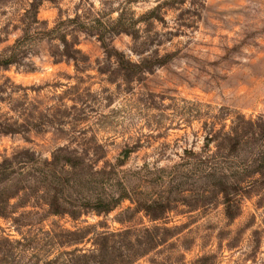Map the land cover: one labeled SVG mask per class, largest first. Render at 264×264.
<instances>
[{
	"label": "rangeland",
	"instance_id": "374dc122",
	"mask_svg": "<svg viewBox=\"0 0 264 264\" xmlns=\"http://www.w3.org/2000/svg\"><path fill=\"white\" fill-rule=\"evenodd\" d=\"M29 2L0 0V9H3L0 18L7 17L0 28V45H3L0 53H5L20 37L11 39L17 32L21 33V18ZM138 2L126 0L121 5L128 11L127 17L135 21L138 38L134 40L131 36L128 43L123 40L126 34H120L112 38L111 45L129 60L126 52L115 47L118 41L142 58L166 56L167 62L161 66L164 77L157 76L153 69L138 82L118 83L122 78L109 72L113 60H106L96 37L85 33L78 34V48L88 58L82 72L75 71L72 63H51L48 47L43 46L36 48L35 54L39 55L36 59L54 69L46 78L44 68L37 67L34 60L32 70L25 66L0 69V161L20 150H29L40 159H50L63 146L90 152L100 147L98 167L109 171L124 150L134 147L120 168L124 174L117 180L126 190L135 193L134 201L124 200L108 214L90 212L77 220L48 214L46 206L36 199L22 208H17V199L11 200L13 208L6 217L0 218V241L12 244L0 245L3 256L0 264H46L62 252L91 249V243L68 247L63 243L68 232L87 229L92 234L117 233L153 228L167 229L174 237L169 245L134 264H164L167 259V264H264V188L239 201L226 202L204 176L216 150L214 143H207L213 131H227L238 115L264 120V0H210L207 3L191 0L190 8L183 7L187 0H162L158 4L160 20L149 23L147 12L137 19L129 9L128 5ZM63 4L64 0L42 2L38 19L51 28L59 20L75 16L91 20L105 15L106 20H111L110 12L120 11L94 13L89 8L81 14V0V4L71 9L76 13L73 17ZM9 7L11 15L7 11ZM169 14H174V26L165 19ZM153 21L161 26L160 30ZM140 23L147 25L143 36L137 28ZM165 45L171 47L161 55ZM149 52L151 55H146ZM45 56L47 61L43 59ZM34 79L43 82L37 84ZM134 83L140 89L136 93L137 102L145 107L141 115L147 114V126L155 123L157 132L137 137L134 145L121 142L118 150L113 151L117 148L116 141L102 139V134L106 128L119 125L109 117L97 118L100 109L94 105H99V98L92 89L101 86L102 93L111 102L113 96L107 94L113 92L112 85L116 86L115 94L132 95L136 92ZM61 88L64 91H59ZM157 99H167L170 103L164 105ZM17 122L23 125L22 132L7 133L17 132ZM196 123H199L198 131L192 129ZM189 131L204 135L200 153L184 146V136ZM181 147L182 156L179 151L174 153L178 162L165 168L156 167L160 160L172 159L167 156L169 149ZM144 148L155 149L159 156L152 167L146 162V155L139 154ZM138 161H144L139 168ZM172 167L182 172L173 176ZM147 203H157L167 211L160 219L152 220L147 213L137 210L139 205ZM227 207L234 211V219L227 218ZM28 242L29 247L21 246ZM58 260L55 264H66L65 257Z\"/></svg>",
	"mask_w": 264,
	"mask_h": 264
},
{
	"label": "trees",
	"instance_id": "16d2710c",
	"mask_svg": "<svg viewBox=\"0 0 264 264\" xmlns=\"http://www.w3.org/2000/svg\"><path fill=\"white\" fill-rule=\"evenodd\" d=\"M55 0H30L21 18V35L8 48L0 53V69L12 66L28 67L29 61L38 47H48L51 63H72L75 71L82 72L87 67L88 58L78 48V34L96 37L101 44L106 60L115 58L118 68L112 67L110 75L119 76L126 83L140 81L143 73H150L155 66H163L167 57L157 55L144 57L140 63H134L112 45V38L120 34L138 38L133 18H128V11L123 8L115 20H106L105 15L93 19H81L79 16L59 20L51 28L37 17L42 2ZM161 6L148 11L145 16L148 23L159 21L158 12ZM146 21V20H145ZM71 38V39H69ZM55 41L64 45L61 52ZM40 47V48H41ZM141 54V53H140ZM109 65V64H108ZM23 125L17 122V132L21 133ZM4 133V132H1ZM208 145L215 144V152L208 161L206 179L212 182L216 193L226 202L239 201L264 188V120H251L238 115L227 131H213L207 139ZM134 148V147H133ZM133 148L126 149L109 171L99 168L100 147L90 152L86 149L63 146L57 148L50 159L35 157L29 150L17 151L11 157L0 161V218L6 217L13 206L10 201L17 199V208H22L36 199L46 206L47 213L53 216H67L72 220L79 219L87 213L104 215L116 209L124 200H133L130 192L117 180L124 174L120 168ZM244 156L243 159L240 156ZM172 175L182 172L177 167L170 169ZM200 175L203 171L200 170ZM137 202V201H135ZM150 203L139 205L137 210L147 213L152 220L160 219L167 209ZM234 211L227 207L226 216L234 219ZM87 229L65 233L68 247L91 243V249H73L62 252L46 264H55L60 257H65L66 264H134L138 260L157 252L159 248L169 245L174 237L167 229H144L141 231L124 230L117 233H95ZM11 245L1 240L0 245ZM17 244V243H16ZM29 247L30 243L21 245ZM3 256L0 254V261ZM169 260V259H167ZM165 260L164 264H167Z\"/></svg>",
	"mask_w": 264,
	"mask_h": 264
},
{
	"label": "clouds",
	"instance_id": "9594fccd",
	"mask_svg": "<svg viewBox=\"0 0 264 264\" xmlns=\"http://www.w3.org/2000/svg\"><path fill=\"white\" fill-rule=\"evenodd\" d=\"M162 0H139L138 3H133L131 5H128L129 9L131 11H134L136 14V18L138 19L140 15L144 14L145 12H148L151 9H154L157 7L159 3H161ZM205 2H210V0H205ZM126 0H83V5L80 9L81 14L88 11L89 8L94 13H101V12H109L110 9H119L120 11H123L121 8L122 4H125ZM81 4V0H64V4L62 7L68 8L69 15L75 16L76 13L71 11L75 7V5ZM106 4L109 5V7H106ZM191 0H187V2L184 4V8H190ZM3 10V9H0ZM9 15L12 13L11 7L7 9ZM120 11H111L109 15V19L115 20L120 16ZM7 19V17L0 18V28L3 27L4 20ZM165 19L168 20L169 25L174 26V14H169L165 17ZM153 23H156L157 30H160L161 26L156 22L153 21ZM51 27V25H49ZM147 27L145 23H140L137 25V28L141 31V34L143 36V30ZM21 35V33L17 32L15 35L12 36V40H15L17 36ZM71 39V38H69ZM80 39L83 40L84 36L83 34H80ZM181 40H184L185 37H181ZM123 40L125 42L131 43V36L124 35ZM56 44L59 45L61 52L63 51L64 45L60 44L59 41H55ZM3 45H0V48H2ZM115 47L119 49L120 51H124L127 53L128 57L134 62V63H140L142 57L133 55L128 49L122 47V45L119 43V41L115 44ZM171 47L170 45H165L164 49H161V55L164 54V52ZM246 51V49H245ZM146 55H151V53H146ZM45 61L48 60V57H43ZM34 60V63L37 67H43L45 78L47 77L48 73H52L54 71L51 67H45L41 59H36L33 57L29 58V61H25V63H28L30 61ZM181 63H184V61H181ZM118 64L115 62V58H113L112 67L113 69L118 68ZM154 71L157 76L164 77L165 72L164 69L160 66H155ZM176 71H180V69H176ZM143 75L148 76L149 73L145 71ZM19 82V81H18ZM34 83L40 84L43 82L42 79H34ZM118 83H123V80L120 79L117 81ZM65 83H75V81H65ZM115 85H112L113 92L108 93L107 95L113 96L112 101L110 102L108 99H106V95L102 93L101 86H97L92 89L93 93L96 94L99 98V105L98 106L100 111L97 114V118H103V117H109L111 119H114L116 123L119 125V127L116 128H106L105 133L102 134V139H108V140H114L116 141L117 148L113 149V151L118 150L121 142L128 143L134 145L136 143L137 137H143L145 134L147 135H153L157 132V126L155 123L151 124V127L147 126L148 116L147 114L141 115L142 113H145V107L144 105L138 104L136 99V93L140 91V89L137 87V85L134 83L133 88L136 89V92H134L132 95L127 94H115ZM59 91H64L63 88L59 89ZM158 103H162L164 105H167L170 103L169 100L165 99L163 101H159L157 99ZM109 107H105V105H109ZM153 115H156L155 109L151 110ZM113 113H121L120 115H113ZM182 122V121H181ZM192 129L195 131L199 130V123L193 124ZM184 146L188 147L195 153L201 152V147L204 144V135H193L192 131L187 132V134L184 136ZM193 141H195V147L193 148ZM176 151H179L181 156L183 155V147L179 149H169L167 152V156L171 157V160H168L167 158L160 160V162L156 165L158 168H165L170 166L173 163L178 162V157L174 154ZM150 153V154H148ZM140 155H146V162L148 163L149 167H152L153 163L157 160H159V156L155 149H149L144 148L140 150ZM102 163V162H101ZM144 161H138L137 167H141ZM128 167H131L129 165Z\"/></svg>",
	"mask_w": 264,
	"mask_h": 264
}]
</instances>
